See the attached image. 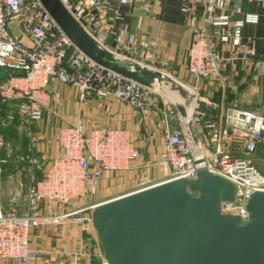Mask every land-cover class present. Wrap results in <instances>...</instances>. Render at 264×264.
<instances>
[{"label":"built area","instance_id":"obj_1","mask_svg":"<svg viewBox=\"0 0 264 264\" xmlns=\"http://www.w3.org/2000/svg\"><path fill=\"white\" fill-rule=\"evenodd\" d=\"M60 1L99 47L120 63L137 64L165 74L169 60L157 53V36L145 37L141 26L135 34L118 26L122 7L139 4L149 13L159 0ZM181 1V13L193 33L187 65L190 74L197 79L216 78L227 59L252 61L256 68L264 69V47L259 55L251 40L245 41L242 35L245 25L259 22L258 14L244 11L237 0ZM198 7L203 8L202 14L197 13ZM225 46L232 48L229 58L221 51L220 47ZM0 69L6 74L5 79H0V102L13 106L0 124L7 128L10 123H18L30 140L27 154L20 157L27 163L30 177L25 212L4 207V177L0 168V262L28 264L39 254L30 242L33 229L65 225L71 219L83 231L95 234L90 212L96 204L79 207L78 201L94 195L100 180L132 169L140 157L131 133L113 124L117 121L115 116H110V125L100 116L99 123L90 129L81 114L72 120L62 116L63 97L58 89H50L51 83L75 88L81 104L91 95L127 103L140 115L144 130L141 139L145 142L155 137L145 126L151 120L157 87L143 85L96 63L74 45L40 0H0ZM45 111L62 116L64 125L56 135L58 156L46 167L43 177L37 179L41 165L35 156L34 127ZM239 113L245 116L240 120L243 129L235 124L227 127L208 123L205 130L198 131L205 114L199 107L182 121L180 129L171 128L178 114L167 109L164 145L154 164L162 175L159 179L147 175L144 186L138 190L209 170L236 185V200L223 203L222 212L246 218L247 199L253 192L264 190V172L252 159L263 139L264 117ZM205 136L212 150L201 144ZM0 149L6 152L1 160L6 164L14 154V145L4 133H0ZM42 202L46 203L47 213L41 210ZM68 205L73 206L71 211L54 212L55 207ZM103 264H107L105 260Z\"/></svg>","mask_w":264,"mask_h":264},{"label":"crops","instance_id":"obj_2","mask_svg":"<svg viewBox=\"0 0 264 264\" xmlns=\"http://www.w3.org/2000/svg\"><path fill=\"white\" fill-rule=\"evenodd\" d=\"M236 2L243 7L244 11L255 13L259 16L257 24H247L243 27L242 35L245 41L251 40V46L261 55L264 47V0H237ZM181 5V0H159L151 7L149 13H146L139 4L131 7H122L121 20L118 23V26L125 29L129 34L137 33V28L141 26L145 37L156 35L158 39L157 53L169 60V66L163 76L170 79L172 76L175 78L174 81L176 83L182 84L188 89L187 91L181 90L177 92L181 93L178 95L171 91L172 89L173 91L177 89L172 86L171 90H169L170 93L167 92V87L164 84L167 80H164L163 83H161L162 81L153 83L157 87V93L153 97L154 105L151 120L146 124L145 130L153 133L159 139L147 147V155L150 157L151 163H140V152V157L134 162L132 169L146 168L144 167L146 164H151L149 167L159 169L161 175L162 170L154 164L158 161L164 145V121L167 109H174L178 114L177 119L171 123L172 129H180L182 121L194 114L196 108L199 107L200 101L206 103L209 107L206 110L200 109L205 114L198 125V131L205 130V124L208 123H216L227 127L235 124L238 128L243 129L240 122L242 118L239 116L236 118V123H232L233 114L236 112L240 115L239 111L255 113L264 117V69L256 68L252 61H230L227 59L219 75L213 79H197L188 72L187 65L189 62V51L193 43V33L185 16L181 13ZM197 13L202 14L203 8L198 7ZM220 48L226 58L231 56V47ZM171 80L174 82L173 79ZM50 89H58L62 94L61 115L67 120H72L75 115L81 114L86 127L90 129L99 123L98 118L100 116L105 117L107 125L112 123L109 120L110 116H115L117 121L113 124L128 130L136 147L141 151L145 143L141 139L144 130L140 122V115L130 105L117 101L112 97L100 98L96 95L89 96L87 102L81 104L78 98V91L69 85L52 82ZM76 101L81 108L77 107ZM177 103L185 107L186 117H182L177 110L175 105ZM12 108V104L0 102V122L5 119L6 114ZM61 118L54 116L51 111H45L43 118L34 127L37 139L35 156L39 162L40 158L47 160L44 162L46 166L39 169L42 172L39 176V170L37 171V179L43 177L46 167L58 156L56 135L64 125V120ZM13 127H16L19 130L18 135L21 134L26 140V150L21 156H25L30 147V140L19 129L18 123H10L7 128H3L0 124V133H4L14 145V154L6 164L10 163L14 155L19 156V149L15 147L14 135L12 133L9 134L13 131ZM50 128L52 131L55 129V133H52V135H49ZM201 141L203 146L212 150L206 136ZM236 155L241 156L242 154L237 153ZM5 156L6 152L0 149V168L2 167L3 169L4 181L6 178L4 166L6 164H3L1 160ZM252 159L254 164L264 172V138ZM23 163L26 165L28 183L30 180L28 165L26 162ZM148 175L153 176L152 178L154 179L161 177V175L157 178L155 175ZM89 197L91 196L79 200L77 205L79 206L80 201ZM72 208L73 206L70 205L61 208L55 207L54 212L59 214L66 213L71 211ZM41 210L44 213L48 212L46 203H41ZM93 234L83 231L81 225L71 219L65 225L52 224L33 229L30 233V242L31 246L37 249L39 254L35 261L28 264H103L104 257L98 238H94ZM35 239H37V243H35ZM0 264L16 263L10 260H3Z\"/></svg>","mask_w":264,"mask_h":264},{"label":"water","instance_id":"obj_3","mask_svg":"<svg viewBox=\"0 0 264 264\" xmlns=\"http://www.w3.org/2000/svg\"><path fill=\"white\" fill-rule=\"evenodd\" d=\"M74 45L96 63L143 85L170 80L122 64L90 37L60 0H40ZM0 69V79H5ZM182 117L187 113L175 104ZM209 106L200 101L199 108ZM243 114H233L232 123ZM240 125V124H238ZM245 128V126H242ZM264 138V132H263ZM236 185L209 170L96 204L91 222L107 264H264V190L246 201V218L225 214Z\"/></svg>","mask_w":264,"mask_h":264},{"label":"rangeland","instance_id":"obj_4","mask_svg":"<svg viewBox=\"0 0 264 264\" xmlns=\"http://www.w3.org/2000/svg\"><path fill=\"white\" fill-rule=\"evenodd\" d=\"M171 79H173L174 81L175 78L171 76ZM164 84L167 87L168 93H170L169 90H171L172 87L177 88L174 91L173 89L171 90L176 94L181 90L183 91L188 90L186 86L182 84H178L176 83V81L172 82L167 79V81H165ZM180 94L178 93V95ZM173 98L174 100H176L175 97ZM76 104H78L77 101ZM77 107L81 108L79 104L77 105ZM13 128H12L13 131H11L9 134L12 133L14 135L15 147H18L19 149V156L14 155L10 163L4 166L6 178L3 185V204L6 209H17L19 212H23L24 210H26V200H25L26 183L29 178L26 173V165L23 163V161H21L20 157L21 155L24 154V151L26 150V140H24L21 134L18 135L19 130H17L16 127ZM52 133H55V129L52 131V129L50 128L49 135H52ZM157 139L159 138L155 137L152 141L150 142L146 141L145 142L146 144L144 143V146L140 151L141 152L140 163H146V162L151 163L150 161L151 159L147 155V147H149L150 144L152 143L154 144L157 141ZM46 161L47 160H43L40 158L41 168L46 166V163H44ZM41 173H42L41 170H39L38 176ZM148 174L155 175V177L157 178L161 175V172L159 169L155 167H146V168L131 169L128 171H119L113 174L109 178L102 179L98 184L96 193L91 197L80 201L79 207H85L88 205L97 204L127 194L129 192L138 190L139 188L144 186V180ZM93 235L94 238H97L96 233ZM35 243H37V239H35Z\"/></svg>","mask_w":264,"mask_h":264},{"label":"bare ground","instance_id":"obj_5","mask_svg":"<svg viewBox=\"0 0 264 264\" xmlns=\"http://www.w3.org/2000/svg\"><path fill=\"white\" fill-rule=\"evenodd\" d=\"M176 92V91H175ZM178 94V93H177Z\"/></svg>","mask_w":264,"mask_h":264}]
</instances>
